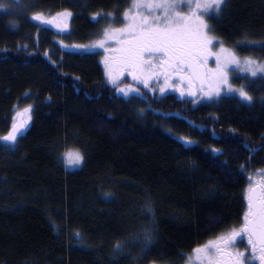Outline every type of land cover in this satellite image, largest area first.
<instances>
[{"label": "trees", "instance_id": "obj_1", "mask_svg": "<svg viewBox=\"0 0 264 264\" xmlns=\"http://www.w3.org/2000/svg\"><path fill=\"white\" fill-rule=\"evenodd\" d=\"M0 2L10 5L0 11V138L23 127L16 109H30L17 141L0 139V264H179L241 225L249 179L264 171V76L232 75L251 102L194 106L187 85L124 99L98 54L57 41L97 40L123 25L131 0ZM62 12L71 13L63 33L58 22L31 19ZM206 20L238 57L264 61V0H226ZM65 142L83 149L81 168L58 161ZM136 224L153 229L151 247L123 259L114 245Z\"/></svg>", "mask_w": 264, "mask_h": 264}, {"label": "snow or ice", "instance_id": "obj_2", "mask_svg": "<svg viewBox=\"0 0 264 264\" xmlns=\"http://www.w3.org/2000/svg\"><path fill=\"white\" fill-rule=\"evenodd\" d=\"M225 3L226 0H132L130 8L123 14L126 21L124 27L104 29L105 37L118 35L121 43L119 56L112 63L108 59L104 62L107 82L125 97H130L132 93L143 97L144 93L133 84L119 86L125 73L134 83L142 84L150 91L155 90L151 82L158 83L160 77H163L164 86L159 89L162 93L168 81L177 76L182 82L187 80L190 86L199 82L200 95L209 102L220 97L224 91L236 93L242 100L251 102L253 97L244 86L234 88L230 83V69L233 65L239 67L243 64L244 70L255 77L258 72L264 74V64L251 58L241 60L234 50L226 48L222 42H219V49L215 50L213 41L217 37L212 35L213 29L205 19L210 13L219 15ZM8 7L10 5L0 2V9ZM65 15L70 16L71 13L66 12ZM108 18H113L111 13ZM31 19L50 22L42 13H34ZM99 46H104L103 41ZM210 57L215 58L214 68L207 66ZM205 84L207 90L203 87ZM188 94L195 97L197 92L190 90ZM137 96L130 98L135 99ZM196 102L195 99L192 101ZM140 111L143 112V109ZM19 132L20 129L13 124L12 131L0 139L16 142ZM184 142L191 143L189 140ZM212 152L223 154L218 149H212ZM64 158L67 163L75 165L81 164L84 159L78 150L65 153ZM243 168L244 165H241V170ZM245 199L247 209L239 228H233L193 249L200 264H264V187L259 191L249 187ZM241 237L247 238L245 251L236 250ZM142 238L145 245L149 244L151 232L145 230ZM124 246L117 243L115 248L120 250ZM187 259L191 261L192 257Z\"/></svg>", "mask_w": 264, "mask_h": 264}, {"label": "rangeland", "instance_id": "obj_3", "mask_svg": "<svg viewBox=\"0 0 264 264\" xmlns=\"http://www.w3.org/2000/svg\"><path fill=\"white\" fill-rule=\"evenodd\" d=\"M131 4H132V0H131L130 5H129V8H130ZM0 11L1 12H6L4 9H0ZM65 13L66 12L56 13V14H53V15H45L44 17L48 21L58 22V24L61 25L60 33H63V32H67V27H69V21H70V18H71V15L68 16V15H65ZM205 19H206V17H205ZM123 21H124V23H123L122 26L116 27V28H112V27H110V28H112V29L123 28L125 23H126V21L124 19V16H123ZM101 41H103V43H104L103 47L99 46ZM57 42L60 44L61 47H64V48L67 47L69 49H75V50H72V51H78V52H82V53L98 54L99 61H100V63L103 66L104 74H105V63H104L105 60L108 59L109 62L112 63L114 61V59L119 56V49L121 47L120 37L118 35H109L108 37H105L104 31H103V33L101 34V36L97 40H95V41H93L91 43H88V44H84V45H76L75 46V45H68V44L62 43L61 41H57ZM219 42L220 41L218 39L213 41V43L216 45V49L215 50L219 49ZM238 58H240L241 60H244L246 57H238ZM253 60H255V59H253ZM255 61H257V60H255ZM257 62H259L261 64H264V61H257ZM207 66H208V68H214L215 67V58L214 57H210L209 58ZM233 74H237V75H240V76H247L249 78H257V77L264 76V74L259 73V72L257 73V75L255 77L251 76L249 72L244 70V65L243 64H241L239 67H236L235 65L232 66V68L230 69V73H229L230 83H231V78H232ZM105 79L107 81L106 75H105ZM121 81L122 82L119 85L120 87H123L125 84H133V86L134 87H138L142 93L143 92H147L150 95H153V93H156L157 96L162 94V92H160L159 89H160L161 86H164V78L163 77H160V80H159L158 83L156 81H152L151 82L152 83V87L155 89L154 91H150L148 89H145L142 84L134 83L132 81L131 77L127 75V73H125L124 76L121 77ZM198 83L194 84V85H192V87H190V88H192V91L197 92V95L193 98V100L195 99L197 101L196 103L193 104L194 106H198V105H200L202 103L209 102L206 99H202V97L200 95L201 84L199 83L200 86H198ZM108 84L110 86H112V87H115V86H113L110 83H108ZM170 86H172V87H170ZM179 86H184L185 87L186 85L178 77L173 76L168 81V85L165 86V91L164 92H166L170 88L179 90V88H181ZM203 87H204L205 90H207L208 86H207V84H205V85H203ZM234 88H236V87H234ZM116 94L119 95L120 97L124 98V99H128L131 96H137V94L132 93V94H130V97H125L123 95V93H119L117 91H116ZM222 96H234V97H237V98L241 99L238 94L229 93L227 91L221 92L220 97H222ZM13 118H14L15 121L23 122L22 123L23 127H21L20 132H19V133H22L24 131L25 127H26V124L30 120V109L29 108L16 109L15 113L13 115ZM76 145L77 144L73 143V142H70V143H66L65 142L59 148V151H58V161L62 165L66 166L68 171H73V170H76V169H79V168L82 167L81 166L82 164L81 165L80 164L79 165H75V164L67 163L65 158H64V154L65 153L73 152V151H76V150H78L82 155L84 154L83 149L81 147H77ZM262 173H264V171L257 172L254 176H252L249 179V184H248L247 190H248L249 187H253L255 184H257V182L264 184V174H262ZM247 190H246V194H247ZM143 213L147 214V212H145V211ZM148 220H149L148 221V225L151 226L152 221H151V218H149V216H148ZM146 225L147 224H144V225L143 224H140V225L136 224L131 229L129 228L128 232L125 234L127 236L126 243H121V244H123L125 246L122 249L117 250L115 248V245L117 244L116 243L114 245L113 251L116 254L119 253L122 256L123 259H127V260L137 259L136 256H134V255H141L144 251L149 249L151 247V244H152V237H153V231L152 230L153 229L152 228L148 229L149 227L146 226ZM237 228H239V227H237ZM145 230H148V231L151 232V242L149 244H147V245H145V242H144V240L142 238V234H143V232ZM129 234H132V236L129 237ZM71 236L72 237L74 236V242H76L78 244V245H76L78 248H84L85 250L88 251V249H86L85 247L89 246L90 242L85 241V239L81 235L77 236V234H75V235L71 234ZM241 238H243V237H241ZM246 246H247V242H245V244L241 246V248H242L241 250H240L239 247H236V250L245 251L246 250ZM184 262H186V260Z\"/></svg>", "mask_w": 264, "mask_h": 264}, {"label": "flooded vegetation", "instance_id": "obj_4", "mask_svg": "<svg viewBox=\"0 0 264 264\" xmlns=\"http://www.w3.org/2000/svg\"><path fill=\"white\" fill-rule=\"evenodd\" d=\"M176 77H177V76H176ZM178 78H179V77H178ZM179 79H180V78H179ZM183 83H185V85H187L188 87L190 86L187 80H184ZM197 83H198V82H196L195 84H197ZM191 86H192V85H191ZM198 86H200L199 83H198ZM189 89L192 90V88H189ZM182 90H184V89H182ZM253 187H255V188L257 189V191H259L261 187H264V184H262V183H258V182H257V184H255ZM227 232H228V231H227ZM224 233H226V232H224ZM221 234H223V233H221ZM219 235H220V234H219ZM217 236H218V235H217ZM215 237H216V236H215ZM215 237L209 239V240H208L206 243H204L203 245L207 244V243H208L209 241H211V240H214ZM239 240H240V242L236 245V247H239L240 250H241V249H242L241 246L244 245L245 242H247V238H246V237H243V238H239ZM203 245H202V246H203ZM189 256L192 257V260H191V261H188V259H187ZM185 260H186V262H184ZM179 264H200V261L196 258V256H195V255L193 254V252H192L190 255H188V256H186V257H183V259L180 260Z\"/></svg>", "mask_w": 264, "mask_h": 264}]
</instances>
